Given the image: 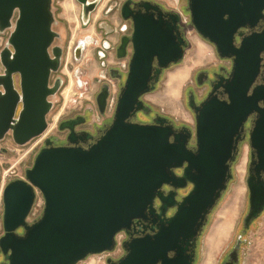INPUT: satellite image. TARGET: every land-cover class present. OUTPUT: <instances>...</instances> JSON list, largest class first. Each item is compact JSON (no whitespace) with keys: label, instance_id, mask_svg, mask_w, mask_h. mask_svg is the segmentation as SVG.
<instances>
[{"label":"water","instance_id":"water-1","mask_svg":"<svg viewBox=\"0 0 264 264\" xmlns=\"http://www.w3.org/2000/svg\"><path fill=\"white\" fill-rule=\"evenodd\" d=\"M187 1L198 34L215 46L219 57L232 60L222 84L227 98L210 93L193 107L194 150L187 146L190 132L176 134L162 120L147 125L125 121L143 108L139 96L154 88L157 79L149 86L153 56L160 67L182 58L185 39L174 43L170 29L159 27L162 37L139 44L143 52L131 64L114 119L104 134L86 148L53 146L46 140L24 178L2 187L0 250L5 262L0 264H76L88 255L113 250L117 234L147 214L154 216L153 223L158 220L156 228L123 240L124 254L108 263L194 264L197 239L233 176L231 166L243 139L240 132L252 114L243 229L264 211V76L261 84L254 85L264 57V28L248 35L239 31L264 20V0ZM52 22V0H0V32L11 28L0 50V141L10 133L13 142L22 146L47 129L51 108L47 98L57 88L49 87L48 80L61 55L56 47L49 53L57 36ZM188 184V192L177 200V190ZM162 185L171 189L165 192ZM36 191L43 197V207L30 223ZM171 209L174 212L166 217ZM240 243L238 238L223 264L239 261Z\"/></svg>","mask_w":264,"mask_h":264},{"label":"flooded vegetation","instance_id":"flooded-vegetation-1","mask_svg":"<svg viewBox=\"0 0 264 264\" xmlns=\"http://www.w3.org/2000/svg\"><path fill=\"white\" fill-rule=\"evenodd\" d=\"M185 1L188 4V1ZM72 4L74 10L73 18L67 19L58 15V12L62 11L61 7L55 8L52 0L53 22L51 28L56 32L57 36H55L51 43L49 53H51L52 47H56L60 50L61 55L57 70L50 74L48 80L49 87L57 85V88L55 93L47 98L51 103V108L46 115L47 126L50 119L54 117L53 113L57 107L60 106L63 92L68 82V76L71 75V72L72 74L80 72L78 71L80 67L73 71L74 64L83 66L82 71L87 73L90 78L85 82L77 78V87L82 89L83 85H87L89 82H91L93 86L84 88L87 94L86 97L70 107L66 115L59 117L61 114V112H59L56 116L54 133L42 139L38 151L44 146L46 140H49L53 146L73 145L86 148L104 134L114 119L118 98L130 72L131 64L136 57L143 52L139 48V44L151 41V37H162L164 34L160 28L170 29V37L174 43H178L180 37L185 39L186 45L182 47V58L178 62H171L166 67H160L158 65L157 56H153L149 86H151L152 81L157 79L154 82V88L139 96L143 108L131 112L125 121L147 125L157 124V121L162 120V124L171 125L176 134L189 135L190 132L187 146L189 149L194 150L196 142V121L193 107L198 106L210 93L222 100L227 98V95L223 92L222 84H224L228 78L232 60L230 58L219 57L215 46L198 34L190 22L189 10L188 20H185L183 18L182 8L167 7L157 0H85L83 3L72 0ZM152 26L156 27L157 30L155 32H151L150 28ZM71 27L75 28V32L81 30L86 33L77 37L74 41L68 40L69 31L72 29ZM142 28H144L145 31H143ZM263 28L264 20H261L253 29L240 28L239 31L243 33V35H248L253 31L260 32ZM191 33L211 45L218 62L217 64L201 65L198 67L194 72L191 83L185 86V108L193 121V123H188L187 121H179L176 117H172L165 113L161 108L151 105L145 97L158 88L160 81L163 79L168 69L179 64L183 60L186 51L191 47L188 36V34ZM235 42H239L238 36H235ZM84 59L85 63L83 65L82 60ZM261 64L260 74L257 76L254 85L263 82L264 57ZM2 73L3 67L0 71V74ZM73 94L75 95L76 93ZM190 101L192 102V107L189 106ZM20 108L21 104H18L16 115ZM62 108H68V106L64 105ZM253 118L254 114L250 115L243 124V130L240 132V138L243 139L239 141V145L248 141V133ZM171 139H173V136H171ZM174 171L178 175L181 174V169H175ZM190 187L191 185L188 184L185 188L178 189L176 199L179 200L185 195ZM170 189L171 187L169 185H162L163 191L167 192ZM155 207L156 209L158 207L157 201ZM41 211L29 222L31 223L38 218ZM173 212L174 209L168 210L165 214L166 217L170 216ZM0 214L1 237L4 234L2 225V203ZM30 214L31 211L29 215ZM153 220L154 216L147 214L145 218L134 219L129 230L120 231L117 235L121 234L120 248L122 253L116 258L107 255L104 259L105 264H109L108 259L117 260L124 254V250L121 247V242L123 240L129 237L151 233V228H156L158 223V220L154 223ZM17 232L21 233L22 229H18ZM197 248L198 239L195 251H197ZM88 256L76 264H85L84 261ZM2 262H5V259L0 250V263Z\"/></svg>","mask_w":264,"mask_h":264},{"label":"rangeland","instance_id":"rangeland-1","mask_svg":"<svg viewBox=\"0 0 264 264\" xmlns=\"http://www.w3.org/2000/svg\"><path fill=\"white\" fill-rule=\"evenodd\" d=\"M167 7L182 8L183 18L188 20V9L185 0H157ZM54 7H61L62 11L58 12L60 17L67 19L73 18L72 0H53ZM16 18V13L12 22ZM69 31L68 40L74 41L77 37L84 35L86 32L75 28ZM11 31L6 29L0 32V50L4 47L8 35ZM191 47L185 53L183 60L168 69L165 76L160 81L158 88L146 95V100L153 106L161 108L165 113L176 117L179 121L193 123L191 116L185 106V86L193 80L195 70L201 65L217 64L218 59L214 49L196 37L193 33L188 34ZM68 47V44H67ZM83 65L85 59L82 60ZM80 72L69 75L63 92V98L60 106L55 110L53 119H50L46 131L25 145H16L10 133L6 134L0 141V195L2 187L10 180L24 177L25 169L31 167L34 157L42 143L44 137L51 136L55 131L56 116L66 115L69 108L79 100L86 97L85 87H92L91 82L83 85L82 89L77 87V78L82 82L90 78L87 73L82 71L83 66L73 65V71L79 69ZM2 66L0 64V71ZM76 75V77H75ZM88 79V80H87ZM76 81V82H75ZM73 93H76L75 95ZM68 108H62L63 106ZM1 148L5 151L2 152ZM250 148L245 141L239 145V153L236 160L231 166L232 178L228 182L226 190L207 215L206 224L204 225L200 236L198 237V248L194 264H223L227 260L228 253L239 238L241 240L238 249L239 261L236 264H264V211L260 216L252 221L249 228L244 230L242 227V218L248 209V188L246 185L247 168L249 162ZM0 196V207H1ZM43 206V197L39 191H36V199L31 209L28 220L38 215ZM228 216L227 222L225 218ZM1 224V214H0ZM121 234L116 236L117 245L109 253L92 254L86 258L85 264H105V257H118L122 250L120 248Z\"/></svg>","mask_w":264,"mask_h":264},{"label":"bare ground","instance_id":"bare-ground-1","mask_svg":"<svg viewBox=\"0 0 264 264\" xmlns=\"http://www.w3.org/2000/svg\"><path fill=\"white\" fill-rule=\"evenodd\" d=\"M227 220H228V216H226V218H225V220H224V221H225V222H227Z\"/></svg>","mask_w":264,"mask_h":264},{"label":"built area","instance_id":"built-area-1","mask_svg":"<svg viewBox=\"0 0 264 264\" xmlns=\"http://www.w3.org/2000/svg\"><path fill=\"white\" fill-rule=\"evenodd\" d=\"M1 196V195H0ZM43 207V206H42Z\"/></svg>","mask_w":264,"mask_h":264}]
</instances>
